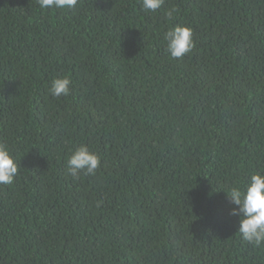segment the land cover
Masks as SVG:
<instances>
[{
    "label": "trees",
    "instance_id": "16d2710c",
    "mask_svg": "<svg viewBox=\"0 0 264 264\" xmlns=\"http://www.w3.org/2000/svg\"><path fill=\"white\" fill-rule=\"evenodd\" d=\"M0 143V264H264L225 194L264 173V0H0ZM80 145L100 166L74 179Z\"/></svg>",
    "mask_w": 264,
    "mask_h": 264
},
{
    "label": "clouds",
    "instance_id": "9594fccd",
    "mask_svg": "<svg viewBox=\"0 0 264 264\" xmlns=\"http://www.w3.org/2000/svg\"><path fill=\"white\" fill-rule=\"evenodd\" d=\"M41 9H74L78 0H36ZM165 0H142V10L156 12ZM175 7L165 11V19L172 21ZM167 42L166 51L175 59L189 54L195 47L193 31L187 26L169 28L164 34ZM69 77H58L51 81L50 94L54 98L67 97L71 92ZM67 173L74 179L81 173L94 175L100 166V157L91 152L86 145H80L72 151L67 159ZM16 163L6 144L0 143V185L11 184L18 173ZM226 198L231 205L228 210L230 217L238 218V232L242 239L254 247H264V173H255L250 176L246 187L242 189L233 184L227 191ZM102 202H97V207Z\"/></svg>",
    "mask_w": 264,
    "mask_h": 264
}]
</instances>
